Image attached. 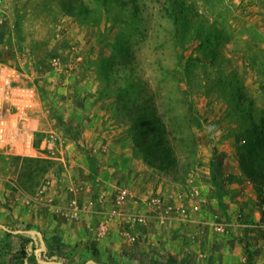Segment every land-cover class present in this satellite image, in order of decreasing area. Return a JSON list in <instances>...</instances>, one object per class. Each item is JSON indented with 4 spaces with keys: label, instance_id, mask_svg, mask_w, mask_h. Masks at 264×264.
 <instances>
[{
    "label": "rangeland",
    "instance_id": "1",
    "mask_svg": "<svg viewBox=\"0 0 264 264\" xmlns=\"http://www.w3.org/2000/svg\"><path fill=\"white\" fill-rule=\"evenodd\" d=\"M0 63L35 87L36 138L53 133L64 157L0 149V264L96 251L87 236L120 186L140 200L127 212L165 201L137 243L110 226L117 264H264L248 226L264 195V0H0ZM184 190L199 212L166 214Z\"/></svg>",
    "mask_w": 264,
    "mask_h": 264
},
{
    "label": "built area",
    "instance_id": "2",
    "mask_svg": "<svg viewBox=\"0 0 264 264\" xmlns=\"http://www.w3.org/2000/svg\"><path fill=\"white\" fill-rule=\"evenodd\" d=\"M36 95L35 87L21 79L17 68L7 63H0V149L11 151L23 157L64 160L53 133L39 140L36 138L32 122V111L35 108ZM58 152H60L61 157L58 156ZM47 186L48 184L43 185L40 190L41 193L45 192ZM91 188L90 185H76L70 186L69 190L76 194L79 189L89 191ZM196 191L192 190L188 194L187 190H184V192L174 195V201L166 205L165 213L177 212L179 216L185 218L191 214L198 213L200 206L194 203L190 197H193ZM102 200L103 195L92 196L88 205L90 208H94L98 202L103 203ZM32 201V197L25 199L27 204ZM139 201V197L130 188L125 186L118 187L113 205L106 209L104 214L100 216L96 226L91 228L92 240L97 242L104 239L108 235L110 226L114 222H118L122 224V234L125 239L131 243L139 242L142 234L141 230L148 224L151 211L161 207L165 199L162 194L155 192L142 201L140 211H126L130 203L138 204L140 203ZM81 210V203L74 196L66 209L65 215L68 219L73 220L79 218ZM256 215L248 226L252 230V234L259 233L264 242V195L259 200V210ZM213 225L217 232L228 233L233 223L226 217L215 214ZM37 254L39 258L40 250H37ZM248 261L249 252L246 251L241 257V262L247 263Z\"/></svg>",
    "mask_w": 264,
    "mask_h": 264
},
{
    "label": "crops",
    "instance_id": "3",
    "mask_svg": "<svg viewBox=\"0 0 264 264\" xmlns=\"http://www.w3.org/2000/svg\"><path fill=\"white\" fill-rule=\"evenodd\" d=\"M104 212L106 211L103 209ZM230 221L233 220L226 216ZM83 234V233H82ZM93 234L89 233L87 236L90 241L97 246V250L93 251L91 248H85L82 245L79 246H61L59 252L61 254V261L63 264H117L118 258L116 257V252H118V247L109 243L108 237L106 236L104 239H101L97 242H94L92 239ZM49 250V247L46 248ZM44 251V250H43ZM128 252V251H126ZM24 259V258H23ZM26 259V258H25ZM37 262L33 264H49L50 262L45 259H40V257H36ZM70 262V263H69ZM23 264H30L24 263ZM55 264V263H50Z\"/></svg>",
    "mask_w": 264,
    "mask_h": 264
},
{
    "label": "trees",
    "instance_id": "4",
    "mask_svg": "<svg viewBox=\"0 0 264 264\" xmlns=\"http://www.w3.org/2000/svg\"><path fill=\"white\" fill-rule=\"evenodd\" d=\"M8 230L12 231V229H8ZM24 243H25V245H24V247H23V249H22V252H23L22 254H25V255H23V256H24V259H25V258L28 257V256H27V251H26L27 248H26V247H27L29 241H28V240H24ZM60 255H61V254L58 253V256H60ZM52 262L55 263V264H63L62 261H61V257H60V258H55V259H53Z\"/></svg>",
    "mask_w": 264,
    "mask_h": 264
},
{
    "label": "water",
    "instance_id": "5",
    "mask_svg": "<svg viewBox=\"0 0 264 264\" xmlns=\"http://www.w3.org/2000/svg\"><path fill=\"white\" fill-rule=\"evenodd\" d=\"M39 235H40V233H39ZM46 247H45V245H43L42 247H41V250H44ZM51 263V262H50ZM49 263V264H50Z\"/></svg>",
    "mask_w": 264,
    "mask_h": 264
}]
</instances>
